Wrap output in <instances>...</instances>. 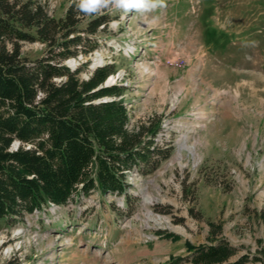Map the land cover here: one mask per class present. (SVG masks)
I'll return each mask as SVG.
<instances>
[{
    "label": "rangeland",
    "instance_id": "374dc122",
    "mask_svg": "<svg viewBox=\"0 0 264 264\" xmlns=\"http://www.w3.org/2000/svg\"><path fill=\"white\" fill-rule=\"evenodd\" d=\"M41 1L56 17L70 4ZM164 3L99 10L109 22L92 36L96 47L64 63L86 64L82 78L112 65L105 84L122 87L128 128L144 127L146 140L159 126L152 146L168 157L150 173L129 171L123 194L76 193L64 205L0 219V264H171L186 242L206 243L213 233L237 255L264 246V0ZM20 49L36 58L45 45ZM184 139L195 156L184 148L172 162Z\"/></svg>",
    "mask_w": 264,
    "mask_h": 264
},
{
    "label": "trees",
    "instance_id": "16d2710c",
    "mask_svg": "<svg viewBox=\"0 0 264 264\" xmlns=\"http://www.w3.org/2000/svg\"><path fill=\"white\" fill-rule=\"evenodd\" d=\"M78 5L70 0L56 17L41 0H0V219L64 205L76 193L123 194L129 171L150 173L169 155V149L152 146L159 126L146 140L144 127L128 128L122 87L105 84L112 65L97 66L82 78L86 64L64 63L92 51V36L109 22L106 13H85ZM35 41L45 52L29 58L21 43ZM257 215L264 226V205ZM210 227L214 232L215 224ZM215 234L206 243L186 242V254L168 263L264 264V246L237 255V247Z\"/></svg>",
    "mask_w": 264,
    "mask_h": 264
},
{
    "label": "clouds",
    "instance_id": "9594fccd",
    "mask_svg": "<svg viewBox=\"0 0 264 264\" xmlns=\"http://www.w3.org/2000/svg\"><path fill=\"white\" fill-rule=\"evenodd\" d=\"M112 5L118 9L150 11L157 6L165 7L164 0H79V9L85 13H95Z\"/></svg>",
    "mask_w": 264,
    "mask_h": 264
},
{
    "label": "bare ground",
    "instance_id": "6f19581e",
    "mask_svg": "<svg viewBox=\"0 0 264 264\" xmlns=\"http://www.w3.org/2000/svg\"><path fill=\"white\" fill-rule=\"evenodd\" d=\"M134 48H135V45H132V48H130V49H133V50H134ZM184 148L188 149L189 152H190L193 156H195V153H196V152H195V147H194V146L188 147V146L186 145V139H184L183 141L180 142V144H179L178 154L176 155L175 159H173L172 162H174V161H176V162H180V161H181V158H182V149H184ZM155 220H156L157 224H162L163 222H164V223H168V220H167V219L160 218V217L156 218Z\"/></svg>",
    "mask_w": 264,
    "mask_h": 264
},
{
    "label": "water",
    "instance_id": "95a60500",
    "mask_svg": "<svg viewBox=\"0 0 264 264\" xmlns=\"http://www.w3.org/2000/svg\"><path fill=\"white\" fill-rule=\"evenodd\" d=\"M68 66H69V65H68ZM98 66H101V65H98ZM95 67H97V66H95ZM95 67H94V68H95ZM87 78H88V77H87ZM106 81H108V78H107ZM106 81H105V82H106ZM107 99H109V98H104V99H102V100L105 101V100H107ZM18 144H19V141H16V142L14 141V142L12 143V148L14 147L13 149H15V148L18 146Z\"/></svg>",
    "mask_w": 264,
    "mask_h": 264
}]
</instances>
